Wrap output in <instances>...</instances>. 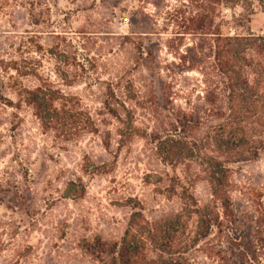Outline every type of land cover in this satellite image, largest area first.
Returning a JSON list of instances; mask_svg holds the SVG:
<instances>
[{"label":"rangeland","instance_id":"1","mask_svg":"<svg viewBox=\"0 0 264 264\" xmlns=\"http://www.w3.org/2000/svg\"><path fill=\"white\" fill-rule=\"evenodd\" d=\"M180 4L179 0H156V6H148L149 12H158L149 36L156 58L152 70L140 75L149 76V85L151 76H157L152 82L156 98L151 105L155 108L142 107L126 116L132 124L127 129L130 141L120 142L118 120L100 110L98 80L106 81L117 67L120 53L109 44L114 45L119 34H128L127 15L116 14L99 0H0V78L32 88L37 84L34 74L39 73L65 91L67 105L71 97L79 101V120L88 115L95 123L64 133L43 131L32 109L25 104L18 107L19 98L10 93L14 108L0 115V169L13 166L21 170L13 154L18 150V159L25 160L23 167L31 168L34 179L0 174V190L6 178L18 186L32 184L34 190L26 192L25 200L34 208L31 223L0 224V243L5 244L0 264H87V257L74 248V242L85 235L119 239L135 224H198L195 210L186 206L193 201L188 195L207 202L209 170L230 159L225 139L216 140L218 131L211 128L212 121L200 129L190 125L185 133L173 125L179 109L194 106L201 89L200 74L182 69L177 50L161 45L174 31L165 26V12ZM231 14L224 12L228 22L224 32L233 35L249 30L264 35L261 9L249 16L247 27H235ZM193 40L187 35L184 42ZM70 42L76 45L85 70L60 56L69 57ZM59 67L76 77L62 81L56 72ZM14 113L18 124L8 122ZM179 136H187V145L170 146L167 140ZM232 168L242 182L246 178L260 182L264 154ZM78 178L84 190L71 195ZM3 195L0 220L15 222L17 215L7 209L12 201Z\"/></svg>","mask_w":264,"mask_h":264},{"label":"trees","instance_id":"2","mask_svg":"<svg viewBox=\"0 0 264 264\" xmlns=\"http://www.w3.org/2000/svg\"><path fill=\"white\" fill-rule=\"evenodd\" d=\"M99 1L105 7L110 5L116 14L128 17V34H119L115 44H109L112 48L116 46L120 53L117 67L106 81L98 80L102 88L100 110L118 120L119 141L128 142L127 129L132 124L126 122V116L142 107L155 108L151 100L156 98L153 86L156 75L151 76L149 85L146 83L149 76L141 77L140 74L152 70L155 64L156 52L149 36L155 29L153 18L158 12H149L148 6H156V0ZM179 1L180 5L171 6L165 12V26H171L174 31L161 45L177 50L182 69L200 74L201 89L194 106L179 109L173 125L182 133L190 125L200 129L210 126L208 123L212 121L211 128L218 131L216 140L225 139L228 145L227 158L230 160L217 162L209 170L207 202L188 195L193 201L186 206L195 210L198 224H135L119 239L85 235L74 242V248L87 257V264H264V177L260 182L252 178L242 182L234 177L232 168L264 154V35L249 30L233 35L223 31L228 23L225 11H231L235 27H247L250 15L258 9L264 12V0ZM187 35L194 37L191 44L184 42ZM70 48L69 57L64 53L60 56L67 64L85 70V65L78 61L76 45L72 43L71 46L70 42ZM89 67L95 66L90 64ZM57 70L62 81L76 77L61 72L60 67ZM134 70H138L137 74ZM34 77L37 84L32 88L12 78H8L9 81L0 78V115L7 108H14L15 102L10 98L13 93L19 98L18 107L25 104L32 109L43 131L64 133L81 125L86 128L95 124L88 115L84 120L77 118L80 107L76 98H69L71 104L67 105L68 96L62 88L39 73ZM9 116L14 118L8 122L18 124L17 114ZM186 139L187 136H179L166 140L170 146L176 143L186 146ZM13 154L21 170L6 166L0 169V174H20L26 181L32 178L34 172L29 166L23 167L26 162L18 159V150ZM5 183L0 193L12 201V207L7 206V209L17 215V221L0 220V224L31 223L34 206L26 204L25 195L33 191L34 186H26L24 182L18 186L7 178ZM74 184L71 195L84 190L81 179ZM4 249L5 244L0 243V253Z\"/></svg>","mask_w":264,"mask_h":264}]
</instances>
